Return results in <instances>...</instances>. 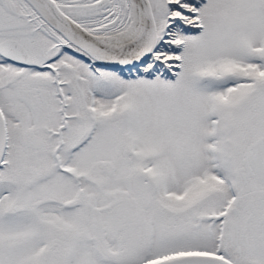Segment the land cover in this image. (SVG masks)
I'll use <instances>...</instances> for the list:
<instances>
[{
  "label": "snow or ice",
  "instance_id": "obj_1",
  "mask_svg": "<svg viewBox=\"0 0 264 264\" xmlns=\"http://www.w3.org/2000/svg\"><path fill=\"white\" fill-rule=\"evenodd\" d=\"M0 264H264V0H0Z\"/></svg>",
  "mask_w": 264,
  "mask_h": 264
}]
</instances>
